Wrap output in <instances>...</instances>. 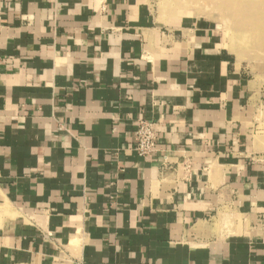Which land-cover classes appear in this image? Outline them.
I'll return each mask as SVG.
<instances>
[{"label": "crops", "instance_id": "1", "mask_svg": "<svg viewBox=\"0 0 264 264\" xmlns=\"http://www.w3.org/2000/svg\"><path fill=\"white\" fill-rule=\"evenodd\" d=\"M161 12L0 0V264H264V76Z\"/></svg>", "mask_w": 264, "mask_h": 264}, {"label": "rangeland", "instance_id": "2", "mask_svg": "<svg viewBox=\"0 0 264 264\" xmlns=\"http://www.w3.org/2000/svg\"><path fill=\"white\" fill-rule=\"evenodd\" d=\"M157 6L168 18L206 21L249 77L264 76V0H157Z\"/></svg>", "mask_w": 264, "mask_h": 264}, {"label": "built area", "instance_id": "3", "mask_svg": "<svg viewBox=\"0 0 264 264\" xmlns=\"http://www.w3.org/2000/svg\"><path fill=\"white\" fill-rule=\"evenodd\" d=\"M158 129L154 123L139 121L134 132V150L140 157H150L156 152Z\"/></svg>", "mask_w": 264, "mask_h": 264}, {"label": "bare ground", "instance_id": "4", "mask_svg": "<svg viewBox=\"0 0 264 264\" xmlns=\"http://www.w3.org/2000/svg\"><path fill=\"white\" fill-rule=\"evenodd\" d=\"M237 5V4H236ZM262 32V31H261Z\"/></svg>", "mask_w": 264, "mask_h": 264}]
</instances>
